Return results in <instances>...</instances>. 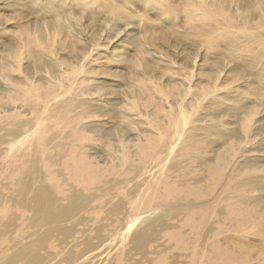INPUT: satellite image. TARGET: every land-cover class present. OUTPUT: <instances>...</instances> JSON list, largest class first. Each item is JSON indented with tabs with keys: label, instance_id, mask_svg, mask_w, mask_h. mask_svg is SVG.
<instances>
[{
	"label": "rangeland",
	"instance_id": "obj_1",
	"mask_svg": "<svg viewBox=\"0 0 264 264\" xmlns=\"http://www.w3.org/2000/svg\"><path fill=\"white\" fill-rule=\"evenodd\" d=\"M41 1L42 3L40 1L33 2L31 0H0V66L1 63L7 60V58L11 60L10 55L16 51L11 49H14L16 43L19 42L17 40L20 36V27L26 24L25 27L29 26L30 28H33V31L36 26H38H34L36 22L41 23L42 20L50 16L48 13L49 9L47 10V8H45L46 5L49 6V1ZM66 1V5L72 9L73 18L69 19L68 22L61 23L63 25L61 27L66 31V25L71 24V27L73 28L72 33L76 36L77 32L80 39H76V37H68L70 41L72 39L75 40V45H66V43L59 45L61 48L56 53L57 56H71L69 60H75L72 63L75 67H73L71 73L79 68L80 63L85 62L86 66L90 69L92 68L91 70L97 74L98 79L96 78V80H92V82L100 80V82L106 83L107 86H111V89H114L116 94L108 95V93L102 91L100 96L93 92L91 95L94 96L92 100L89 101L90 105L93 103L91 106L95 109V111L93 110V114L88 111H85L86 113L81 115H78V113L74 115L73 111H70L69 114L67 112L66 116H63V118L68 119V126H64L60 132L57 128L58 125L55 123V119L59 114L55 113L54 118L53 116L48 117L49 122L52 121L50 123L51 128L48 127V125L42 129H37V131H41L43 136L46 134L49 136L52 131L53 134L55 133L58 135L60 133L61 137L65 130L73 132H71L73 135L69 138L57 137L54 134L56 136L55 142L56 140L61 142L68 140L69 143H62L63 148L58 144H56L57 147L55 148L51 147V152L54 151L55 153L58 152L60 154L55 160L52 159L53 163L51 165L53 169L58 170H52V172H60L62 174L61 179L59 180H65L66 177L70 175L67 180L70 179L69 182L71 189L73 187L82 188L90 186L88 178H85V180L84 178H75L71 175V172L68 173L69 175L63 172L65 171L66 166H71L66 162V164H64L63 159L60 157L67 151L68 147H71L73 148V151H78L79 149L78 152L81 153H83V151L85 154L101 153V157H106L105 161L99 160L98 164H92L91 170L96 169V172L98 171L99 174V178L95 181L94 186L99 188L102 186L109 189L104 194H100V190L96 189V195L99 196L100 194V197L97 196L94 198L91 197L92 195L90 196L91 205H89L87 209H80L75 212L77 214L75 217L77 219L76 222L61 220L58 224H50V222H43L41 219L33 217L35 213L32 209L24 210L23 207L17 206V203L13 202L14 199L16 200L19 198V193L17 191V189H19V183H15L17 176L13 174L14 171L12 170L13 168H17L15 173L20 174L21 169H24L16 163L17 160L21 159L12 155L18 153L20 150L24 151L23 145L25 142H30L28 139L22 141V138H19L24 134L21 130H19V136H14V134H12L15 139L11 138V135L4 136V138L0 140V144L2 141H5L3 145L0 146V185L3 184V187L0 188V250L2 251L0 254V262L13 255L17 256L16 253L13 252V249H15L16 252L19 247H24L28 252L27 254H29L28 256H32L33 259H25L19 256L12 264H167L168 261L172 263V260H176V264H197V262L193 260H196L199 254H219V252L222 254L229 252L228 254L232 257H235L236 254H249V257L246 258L244 262H241V264H264V217H260V215L264 214V210H259L258 208L249 209L248 206H246L248 208L247 211L249 210L247 214L244 210L233 208V205H231L232 202H237L236 197L231 195L227 198L225 196L227 193L231 192L234 194L233 190L239 188L238 184L240 182L246 181L247 178H252V176L254 177L258 174H263L262 171L249 169L248 167L250 166L248 165L253 161L259 165L264 164V127H262L264 125V86L260 84V80L256 76L264 70V53L259 44L260 40H262V38L264 39V27L258 29L259 31L257 30V33L254 35L253 33H255L256 30H252V33L250 32L251 30L247 31L243 29L240 31L237 28L231 29L227 34L221 36H218V33H220V31L223 32V30L218 28L215 29L213 33H210L194 18H191L189 21L184 9L187 6L197 7L199 5V3L194 2L193 0H163L164 3L166 1V4L171 5L169 7L172 9V13L170 12L171 14L169 13L167 16L162 12L160 13L155 7H152V9L149 8V10L143 9L144 7L141 6L138 1H133L129 5H119L123 7V11L127 10L133 12L131 10H136L135 13L133 12L134 14L141 15L144 13L146 15L143 14L140 19L135 17V19L130 21H123L121 19L113 21L115 17L111 20L110 17L103 14L102 10L98 8V4H102L104 0H95V5L87 7V10H83L81 15H79L80 8L75 4L73 5L72 0ZM109 1L115 5H118L121 1L123 2V0ZM219 1L224 4L223 0H218V2ZM259 1L264 2V0H225V2H227L225 9L230 15H234L231 19L241 18L242 24H254L258 15L255 16V18L253 15H250L251 18H248L250 19L248 20L242 13L243 10L247 8L251 9L257 4L256 2ZM129 7L132 8L129 9ZM181 7H183V9ZM255 7L257 8V6ZM32 8L34 9L32 10ZM218 9L223 10L222 6L218 7ZM37 10L39 12H37ZM41 13L44 14V17ZM74 18H77V20ZM106 19L108 20L106 21ZM165 20L168 23L171 21V23L168 24L164 22ZM201 20L203 22L205 21L204 23L206 25L209 22V19L204 17H201ZM248 21H250V23H248ZM126 22H128L127 25H125ZM97 35H99L98 37L100 38L98 39V45L94 42L95 36ZM243 35L244 38H242ZM249 35H252L253 39ZM255 35L257 38H261L259 42L253 41L255 40ZM233 36L235 37L234 40ZM21 38L23 37L21 36ZM206 38L207 41H209L208 43L204 40ZM143 40L146 41V43ZM252 41L254 44H252ZM82 43H85L87 47H82ZM239 44L243 47L240 46L238 48L237 46H239ZM64 45L65 47H63ZM146 45L148 46L147 48H145ZM248 45L250 46L247 47ZM193 48L195 50H193ZM198 49L199 51H196ZM248 50L259 56L250 63L248 62L249 60H246L249 56ZM5 54L8 55L5 56ZM148 55L152 56V58ZM159 55L164 58L166 57L169 62L167 60H161ZM48 58L49 57H45V62L47 64L50 62V59ZM138 61L140 62L138 63ZM151 61H153L154 64H145L146 62ZM23 63V65H26L28 62L23 61ZM141 63L142 66H140ZM165 63L169 65V67L170 65L171 67L174 65V69L167 67ZM44 66L45 65H41L42 68ZM144 66H147L149 69L147 74L143 71ZM175 67L179 68V74L175 71ZM42 68L37 69V73L40 75L43 73ZM180 68L183 70H180ZM31 70L33 74L34 68ZM16 71H6L4 73L6 75H3V78L0 71V87L3 86V88H0V95L2 96V98L0 96V116L2 117V115H5L11 119L18 117L22 120L25 119L27 124H23L22 126L24 127H21L23 130L25 129V131H27L29 126L33 127L40 122L38 115L35 113L36 111L32 109L37 108L39 100H34L29 102L30 104L28 102L25 104L22 101L23 96L21 94H18L17 97H10L5 94L4 87L8 89L9 87L17 85L23 77L21 74L23 73L22 71ZM174 72H176V74H174ZM167 73L168 75L166 76ZM186 73L188 76L185 75ZM38 74L35 76H40ZM92 75L93 74H91V76ZM144 76L150 77L149 79H155L158 86H162V89L166 91H168V88L171 92L173 90V94L178 87L180 89L182 87L186 88L191 92L193 90L197 92L200 90L201 86H206L207 88L215 86L218 99L216 106H213L209 101L200 102V98H198L196 94L194 96L193 101L196 104H199L200 107L193 110L194 113L189 115L190 119L187 120L190 125L196 124V126H200L201 128L193 131V138L195 139L194 143L196 144H194L195 152L193 160L190 158V162L187 155L191 153H188L187 155L184 153L183 157L181 156L185 148L183 146V141H180L177 144L178 146L175 145L171 153H166L165 157L162 154L164 152H161L162 149H166L164 147L168 148L166 149L167 152L168 150H171L170 147L172 144L168 145L166 141H168L169 138L174 140L172 136L174 135V132H176V129L173 130V133L171 131L166 132L169 129L167 124L172 122H174L175 125L178 124L179 128L177 131L182 128L180 124L181 122L176 120L178 109L176 108L175 101H173V104L171 103L172 101L165 104L164 97L161 94H158L157 97H155V100L157 99L155 104L159 108H157L158 111L155 112H158V123L163 131V136L160 137L162 139L166 136L163 140H160L159 135L152 130L153 128L151 124L145 123L143 115L145 114L146 109L144 105L140 104L141 109H135L142 117L133 115V118L136 117L135 122H133L130 121L132 118L124 113L128 111L120 110V106L123 108L124 103L120 105L114 103L116 99L115 102L118 101V104L122 100V95L118 92L122 91L129 94L128 90H133L134 87L137 88V86L132 85V83L137 79L147 78ZM31 78L35 79L36 77L32 76ZM188 78H190V81ZM102 79L105 80L103 81ZM115 80L117 81V84ZM135 83H138V81ZM174 83L177 85L179 84V86H176ZM167 84L168 86H166ZM171 85L176 88L174 87V89L171 90ZM21 91H24V89L22 88ZM7 93H9V91H7ZM238 93H247L249 95V99L243 97V102L245 104L251 103V101L256 104H258V102L261 104L256 106L258 113L253 115V119L251 120L252 123H250V129H253V133L249 137L251 140L250 144H247L246 147L236 151L234 147L231 146L230 142H237V140H235L237 136L233 137L232 135L236 131H238L237 134L240 133L241 123L238 116L237 118L233 117L235 111H233L231 103L232 101H235V107L238 104H241L237 102ZM33 94L34 93L31 95ZM95 95L98 96L99 99ZM82 96L85 98L89 97L87 94H83ZM188 96L189 95L185 96L186 98L178 103L180 105H185L187 101L190 100V97ZM128 97L129 98L127 99H130V96ZM171 98L172 97H168V99ZM111 99L112 101L110 102L109 100ZM109 102L111 103V106H114L112 107L113 109L109 106ZM190 103L192 105V100ZM8 105L10 106L8 107ZM7 108H10V110ZM26 108L28 110H26ZM110 108L112 110H110ZM160 108L162 109L160 110ZM76 110L78 112L81 108L76 107ZM209 110H214L216 112L215 114H212ZM50 111L45 110L44 112L48 113ZM55 111H57V109H55ZM121 111H124V116ZM153 111L152 108L149 109L148 114ZM166 111H170L172 114H166ZM17 112L18 116L16 115ZM213 115L217 116V118L209 121L208 119L214 117ZM168 116L170 118L172 116V121H170ZM137 117H139V119H137ZM81 118L83 119L81 120ZM74 122H76V124H74ZM82 122H84V124L88 123V126H84ZM0 124H2V126L5 125L4 121ZM90 125H92L94 129ZM206 125L211 126V131H209L208 134L202 130V127ZM5 126L13 129L10 125ZM73 126L76 129L75 131ZM84 129L89 130L85 133L86 130ZM186 129V127L183 128V134L186 132ZM5 130L6 129L2 132L7 133V130ZM79 131L81 132L79 133ZM105 131H108L111 135H103ZM202 131L204 134L201 133ZM202 134L204 136H202ZM83 135H86V137L84 138ZM149 136L154 138L153 140H155V144H148L146 142ZM200 136L202 137L200 138ZM82 137L84 138V141L82 140ZM71 138L75 143L70 141ZM118 138L126 143L124 153L127 151L129 158L128 162L123 164L119 163V165H117V162H120L118 157L121 151L119 150L120 142ZM207 139L212 141L213 144L211 143L208 145V148L198 147L208 141ZM143 140H145V142ZM82 143L87 146H82ZM41 144L42 147L45 146L43 143ZM74 144H76L75 147L77 149L74 147ZM179 144L181 147H179ZM29 147L30 146H28V148ZM153 150L156 151L153 152ZM215 151L218 152L216 158L220 163L222 157H225V159H232V161H230L225 167L221 166V172L219 174L217 173L213 175L219 177L217 178L218 182L215 187V190L217 189L216 196L207 198L205 195L203 196L199 190L200 186H204L205 184L203 183V179H207L209 175L206 177V168L202 171L203 167L198 165L201 163L200 160H207L206 163L208 162L210 163L209 165H212V161L215 159ZM174 154H177V156ZM26 155H28V153H26L25 156ZM196 155L200 157V159L197 158ZM137 156L139 157L137 158ZM202 156L206 159H203ZM171 157H173V160ZM174 157L176 162L174 161ZM209 157L213 159H209ZM247 157L250 158L249 163H245L244 165L243 163ZM70 163H72V161H70ZM177 163H179L178 166ZM125 165H127V167ZM105 167H107L108 170ZM125 167L126 169L121 173L120 170ZM241 167L244 169L242 170ZM210 170L212 171L213 168H210ZM108 171H110L111 174H109ZM85 172H88L87 168H85ZM198 178H200L201 181L196 182L194 179ZM45 180L48 182L49 186L53 183V187L58 183V178L54 175ZM169 183L171 185H168ZM253 183L254 180L250 184H246V187H244V193L240 192L243 195L249 196L250 200L253 198L250 205L254 204V200L264 196V190L261 191L255 189L258 184ZM164 185L167 186L169 190H167ZM66 187L69 186L66 184ZM193 187H196L197 190H193ZM4 188L6 190H4ZM58 190L54 187L56 193H54L53 196L56 202L61 200L59 203L62 202V204H65L66 202H64V200H67L62 195V193L64 194V192H62L64 190H59L61 194ZM86 190L87 188L83 189L84 192H86ZM163 193L166 194V200L160 199V196ZM65 194H67V192H65ZM115 200H118L119 207L116 204L114 206L111 203L112 201L115 202ZM173 202L176 203V205H172ZM59 203L57 202V204ZM96 204H101V206H97ZM93 215H97L96 220L93 219ZM240 219L242 221H240ZM200 220H204V226L201 228L199 227L201 223L196 226ZM203 229L208 231L203 234L204 237L201 235V232H205ZM210 229L213 232H210ZM45 232L46 234L44 236H40ZM205 235H207L206 238ZM212 235L213 237L216 236L211 238ZM214 239L215 241L218 239L216 243L220 246V251L215 250V252L207 249L210 247L211 243L214 244ZM12 241L16 242H13L12 244ZM206 242H208V245ZM230 248L232 249L230 250ZM201 250L202 252H200ZM10 252H12V254H8ZM229 255L225 256L228 257ZM3 264L8 263L4 262ZM237 264H240V258L237 259Z\"/></svg>",
	"mask_w": 264,
	"mask_h": 264
},
{
	"label": "bare ground",
	"instance_id": "obj_2",
	"mask_svg": "<svg viewBox=\"0 0 264 264\" xmlns=\"http://www.w3.org/2000/svg\"><path fill=\"white\" fill-rule=\"evenodd\" d=\"M33 2H41V0H31ZM49 1V6L46 5L45 8H47L48 13L50 14V16L48 18H45L44 20L41 21V23H37L35 24L34 22V26H36V28L32 31L33 28H30L29 26L23 25L22 27H20L19 29H21L20 31V36L18 38L17 41H19L18 43H16V47L14 49L11 50H16L15 52H13L12 55H10L11 60H9V58H7V60L3 63H1L0 66V71L2 74V78L3 75L6 71H22L23 73H21L23 75V77L21 78V80L19 81L20 83H18L17 85H14L12 87H9L8 89L4 87V92L5 94H7V96H15L17 97L18 94H21L23 96L22 101L26 104L27 102H32L34 100H39V104L37 105V108H32L34 109L36 112V114L38 115V118L40 120V122H38L37 125L33 126V127H28V130L25 131V129L23 130L22 126L23 124H27L26 120H22L18 118H13L11 119L10 117H7L5 115H2V117L0 116V123L2 121H4L5 125H10L11 127H13V129L11 128H7L5 125L2 126V124H0V140L4 138V136H12L11 138L15 139L13 137L12 134H14V136H17L19 133V130L23 131V135L21 133L22 136H20L19 138H22V141H25L26 139L29 140L30 143L25 142V144L23 145L24 147V151L20 150L18 153H15L12 156H17L19 159L21 160H14L16 161V163H18V165L23 168L24 170L21 169L20 174L15 173V171L17 170L13 168L12 171L13 174H15L17 176L16 178V182L15 183H19V189H17L18 193H19V198L18 199H14L13 202L17 203V206H21L23 207V209H32L33 212L35 213V215L33 217L35 218H39L41 219L43 222H47L50 224H58L61 220L64 221H72V222H76V213L77 210L80 209H87L89 207V205H91V197L96 198L98 195H96V189L100 190V194H104L105 192H107V190L109 188L107 187H96L94 186L95 181L99 178V174L98 171L96 172V169H92V164H98L99 160H104L106 157H101V153H96V154H89L83 151V153L78 152V151H73V148L68 147L67 151L61 155L60 158L63 159L64 164L69 163L71 167H67L65 171H63L64 173L68 174L71 172V175L73 177H78V178H88L89 179V185L87 187H82V188H77V187H73L72 189L70 188V182L68 179V177H70V175L68 177H66L65 180H59L61 179L62 174L60 172H52V170H57V169H53V167L51 166L53 163L52 159H56L57 156H59L60 154L58 152H51V147L55 148L57 147L56 144H58L59 146L62 147V143H68V140H64V141H58L56 139V136L59 137L60 133L57 134H53L51 131V134H49V136L45 135L43 136L41 131L38 132L37 129H42L45 126L50 127V123L52 121L49 122L48 117L49 116H53V118L55 117V113H58V117L55 119V123L58 125L57 128L60 130V132L62 131L61 129L64 126H68L67 125V121L68 119L63 118V116H66L67 112L68 114L70 113V111L74 112V115H76L78 113V115L81 114H85V111L88 112H92L93 114V110L95 111V109L89 104V101L92 100L94 95H91L93 92L96 94H99L101 96L102 91H104L105 93L111 94V95H115L116 91L114 89H111V86H107L106 83L104 82H100V80H98L97 82H92V80H96L97 78V74L94 73L93 70H91L89 67L86 66L85 62L80 63L79 68L75 69L74 72L71 73V71L73 70V67H75L72 63L75 60H69V58L71 56H66V55H62V56H57V52L59 51V49L61 48V46L63 43L67 44H71L72 46L75 45V40H69L68 37H76V39H80V37L78 36V33L76 32V36L72 33V27L71 24H67V30L64 31L62 29L61 26H63L61 23L63 22H68L69 19L73 18L72 15V9L66 5V0H59V1H54V0H48ZM70 1V0H68ZM97 1V0H96ZM133 1H138V3L143 6L145 10H149V8L152 9V7L157 8V10L161 13H163L164 15L166 14L169 15V13L172 11V9L169 7L171 5L166 4L163 2V0H123V2L121 1L120 3H118V5L112 4L110 3L109 0H104L102 2V4H98V8L102 10L103 14H106V16L110 17V19L112 20L114 17L113 21H118V20H123V21H130L132 19H135V17H137L138 19H140L141 15L143 14H134L136 12V10H131L133 12H129L127 10H122L123 7L119 6V5H125V4H131ZM194 2L199 3V5L197 7L194 6H187L185 7L184 11L187 14V17L190 21L191 18H194L195 20H197L203 27L205 30H208L210 33H213L215 29H221L223 30V32L220 31V33H218V36L227 34L229 31H231V29L237 28L240 31L241 30H251L250 32H252V30H256L254 34L257 33L258 29H261L262 27H264V2H256L257 4L254 5L251 9L247 8L245 10H243V15L248 18H251L250 15H253L254 18L255 16L258 15V18H256V22L254 24L250 23V21H248V25L242 24V19H231L232 16L234 15H230V13H228V11L225 9V7L227 6V2H225V0H223L222 4L220 1L218 2V0H193ZM168 2V1H167ZM44 3V2H43ZM35 4V3H34ZM72 4L78 6V8H80V14H82L83 10H87V7L89 6H93L95 5V0H72ZM38 5V4H37ZM40 5V4H39ZM226 5V6H225ZM31 6V5H30ZM223 8V10H219L218 7ZM230 6V5H229ZM257 6V8L255 7ZM37 7V6H36ZM29 8V7H28ZM43 8V5H42ZM132 7H129V9H131ZM183 9V7H181ZM34 8H32L33 10ZM229 9V7H228ZM40 10V9H39ZM45 10V9H44ZM43 10V11H44ZM237 11V10H236ZM35 12V10H34ZM37 12H39L37 10ZM36 12V13H37ZM46 12V11H44ZM43 12V13H44ZM182 12V11H181ZM35 13V14H36ZM41 13V14H43ZM172 13V12H171ZM170 13V14H171ZM45 14V13H44ZM43 14V17H44ZM145 15V14H144ZM260 15V16H259ZM78 16V15H77ZM146 16V15H145ZM229 16V17H228ZM76 17V16H75ZM201 17L207 18L209 19L208 24L206 25L202 20ZM146 18V17H144ZM75 19V18H74ZM80 19V18H79ZM246 19V18H245ZM77 20V18L75 19ZM101 20V18H100ZM108 19H106L107 21ZM169 20V19H168ZM167 20V21H168ZM250 20V19H248ZM80 22V21H79ZM109 22V21H108ZM166 22V20L164 21ZM171 23V21H169ZM82 23V22H81ZM111 23V22H109ZM144 23V21H143ZM154 23V21H153ZM168 23V22H166ZM168 23V24H170ZM247 23V22H246ZM257 23V24H256ZM128 22L125 23V25H127ZM139 24V22H138ZM76 25V24H75ZM100 25V24H99ZM130 25V24H129ZM32 26V27H34ZM101 26V25H100ZM140 26V25H139ZM155 26V25H154ZM80 27V26H79ZM83 27V26H82ZM104 27V26H103ZM110 27V26H109ZM199 27V25H198ZM150 28V27H147ZM75 29V28H74ZM157 30V29H156ZM32 31V32H31ZM151 31V30H150ZM153 31V30H152ZM259 31V30H258ZM148 32V31H147ZM157 32V31H156ZM100 33V32H99ZM245 33V32H244ZM262 33V32H261ZM81 34V33H80ZM79 34V35H80ZM155 34V33H154ZM157 34V33H156ZM216 34V33H215ZM213 34V35H215ZM232 34V32H231ZM251 34V33H249ZM100 35V34H99ZM95 36L94 42L96 45H98V39H100L98 36ZM109 35V34H108ZM152 35V34H151ZM159 35V33H158ZM21 36L23 38H21ZM82 36V35H81ZM196 36V35H195ZM198 36V35H197ZM200 36V35H199ZM250 36V35H249ZM92 37V36H91ZM101 37V36H100ZM155 37V36H154ZM176 37V36H175ZM217 37V36H216ZM252 38V35L250 36ZM255 40L253 41H257L259 42V40L261 38H257V36H254ZM21 38V39H20ZM102 38V37H101ZM157 38V37H156ZM225 38V37H224ZM234 36H233V40H234ZM244 38V35L243 37ZM17 39V38H15ZM20 39V40H19ZM232 39V37H231ZM248 39V38H246ZM245 39V40H246ZM253 39V38H252ZM155 40V39H154ZM176 40V39H175ZM202 40V39H200ZM206 40V42L208 43L209 41H207V38L204 39ZM86 41V40H85ZM107 41V40H106ZM140 41V40H139ZM144 41V40H143ZM150 41V40H149ZM163 41V40H162ZM247 41V40H246ZM249 41V40H248ZM252 41V44H254ZM83 42V41H82ZM146 43V41H144ZM157 42V41H156ZM164 42V41H163ZM202 42V41H201ZM200 42V43H201ZM213 42V41H212ZM237 42V41H236ZM251 42V41H250ZM139 43V42H138ZM204 43V42H203ZM202 43V44H203ZM235 43V42H234ZM102 44V43H101ZM140 44V43H139ZM198 44V43H197ZM205 44V43H204ZM233 44V43H232ZM243 44V43H242ZM256 44V42H255ZM259 44L261 45V50L264 53V39L262 38V40H260ZM95 45V46H96ZM207 45V44H206ZM234 45V44H233ZM82 47H87V45H85V43H82L81 45ZM140 46V45H138ZM143 46V45H141ZM145 46V45H144ZM242 46L239 44V46H237L238 48ZM250 45H248L247 47H249ZM65 47V45L63 46ZM148 46L146 45L145 48H147ZM199 47V46H198ZM243 47V46H242ZM246 47V46H245ZM258 47V46H257ZM140 48V47H139ZM144 48V47H143ZM144 48V49H145ZM178 48V47H177ZM260 48V47H258ZM83 49V48H82ZM153 49V47H152ZM137 50V49H136ZM143 50V49H142ZM141 50V51H142ZM157 50V49H156ZM193 50H195L193 48ZM244 50V49H243ZM9 51V50H8ZM64 51V50H63ZM86 51V50H85ZM144 51V50H143ZM162 51V50H161ZM196 51H199L196 50ZM249 51V50H248ZM6 52V50H5ZM176 52V51H175ZM149 53V52H148ZM155 53V52H154ZM153 53V54H154ZM157 53V52H156ZM162 53V52H161ZM10 54V53H9ZM145 54V53H144ZM150 54V53H149ZM8 55V54H7ZM5 54V56H7ZM152 55V54H151ZM155 55V54H154ZM114 56V55H113ZM149 56V55H148ZM160 56V55H159ZM225 56V55H224ZM248 56V55H247ZM45 57H49L48 59H50V62L47 64L45 62ZM117 57V56H116ZM152 58V56H149ZM195 57V56H194ZM198 57V56H197ZM219 57V56H218ZM259 56L257 54H253V52L249 51V56L246 58V60H249L248 62H252V60L257 59ZM115 58V56H114ZM161 60L166 61V57H159ZM169 59V58H168ZM193 59V58H192ZM238 59V58H237ZM1 60V59H0ZM3 60V59H2ZM9 60V61H8ZM89 60V59H88ZM132 60V59H131ZM155 60V59H153ZM236 60V59H235ZM23 61L28 62L26 63V65H23ZM125 61V60H124ZM146 61V60H144ZM168 61V60H167ZM174 61V60H173ZM187 61V60H186ZM133 62V61H132ZM140 61H138L139 63ZM169 62V61H168ZM192 62V61H191ZM23 63V64H22ZM131 63V62H130ZM129 63V64H130ZM164 63V62H163ZM146 65H150V64H154L153 61L151 62H146ZM158 64V63H157ZM166 64V63H165ZM171 64V63H170ZM184 64V63H183ZM198 64V63H197ZM263 64H264V55H263ZM41 65H45L43 68L41 67ZM140 65V64H139ZM78 66V65H77ZM142 66V63L141 65ZM165 66V65H164ZM167 67H169V65L166 64ZM165 66V67H166ZM174 65H170L171 68L174 69L173 67ZM169 67V68H170ZM178 67V66H177ZM32 68H34L33 70V74H32ZM42 68V75L37 73V69ZM176 68V67H175ZM182 68V67H181ZM180 70H183L181 69ZM201 68V67H200ZM168 69V68H167ZM177 69V70H176ZM175 71H177L179 74V68H176ZM36 70V71H35ZM106 70V69H105ZM170 70V69H169ZM168 70V71H169ZM35 71V72H34ZM102 71V70H101ZM143 71L147 74L149 72V69L147 68V66L143 67ZM156 71V70H155ZM261 71V70H260ZM17 72V71H16ZM170 72V71H169ZM143 73V72H142ZM173 73V72H172ZM182 73V71H181ZM36 74L40 75V76H35ZM91 74H93L91 76ZM174 74H176V72H174ZM213 74V72H212ZM149 75V74H148ZM168 75V73L166 74V76ZM171 75V74H170ZM182 75V74H181ZM187 75V73L185 74ZM20 76V75H19ZM32 76L36 77L35 79L31 78ZM110 76V75H109ZM133 76V75H132ZM165 76V75H164ZM188 76V75H187ZM257 78L260 80V84L262 86H264V70L261 71L258 75H256ZM8 77V76H7ZM18 77V76H17ZM99 77V76H98ZM147 77V76H144ZM143 77V78H144ZM183 77V75H182ZM150 77L144 78V79H137L136 81H138V83H132V85L137 86V88L134 87V89L132 90H128L129 94L125 93V92H118L119 94L122 95V100L120 101V103L118 104L117 102L114 101L115 104L120 105L124 103V107L122 108L120 106V110H126L128 112H123L128 116L131 117L132 119H130V121L135 122V118H133V115H139V113L135 110L137 109H141L140 108V104L145 106V114L144 119H145V123H149L152 126V130L154 132H156V134L159 135V137L163 136V131H162V127L160 126V124L158 123V117H157V113L155 111H158L157 108L158 106H156L155 104V97H157L158 94H161L164 97V103L167 104L168 102L172 101L171 103L173 104V101H175L176 104V108L178 109V115L176 116V120H179L181 123L182 128L178 130L179 125L176 124L174 122L167 124V127L169 128L168 131H171L173 133V130L176 129V132H174V135L172 136L174 138V140H172V138H169L168 141H166L171 145V150H168V152L166 151V149H168L167 147H164L166 149H162L161 152L163 156H166V153L168 154L169 152L171 153L173 147L175 145H177L180 141H183V146L185 147L183 152H182V157L183 154L185 153V155L189 157V162H190V158L193 160V156H194V138H193V131L194 130H199L201 127L200 126H196V124H189L187 119H190L189 115H192L194 113L193 110H196V108L198 109L199 104H196L193 100H194V96L195 94L198 96V98H200V102H206L209 101L213 106H216L218 103V99L216 96V88L215 86H210L209 88H207L206 86H201L200 90L195 92L194 90L191 92L190 90L186 89V88H177L176 91L173 94V90L174 87L171 85V91H168L162 89V86H158V83L155 79H149ZM176 78V77H175ZM16 79V78H15ZM98 79V78H97ZM183 79V78H182ZM190 78H188L189 80ZM8 80V79H7ZM103 81L105 79H102ZM174 80V79H172ZM179 80L181 82V79L179 77ZM186 80V79H185ZM3 81V80H2ZM116 81V80H115ZM114 81V82H115ZM171 81V80H169ZM190 81V80H189ZM12 82V81H11ZM120 82V81H119ZM178 82V81H177ZM10 83V81H9ZM189 83V82H186ZM6 84V83H5ZM14 84V82H13ZM16 84V83H15ZM117 84V81H116ZM154 84V85H153ZM175 84V83H174ZM109 85V84H108ZM161 85V84H160ZM176 86H179V84H175ZM183 85V84H182ZM194 85V84H193ZM126 86V85H125ZM168 86V84L166 85ZM189 87V86H188ZM0 88H3L0 87ZM24 89V91H21V89ZM110 88V89H109ZM128 88V87H127ZM166 88V87H164ZM176 88V87H175ZM109 89V90H108ZM3 90V89H1ZM120 90V89H119ZM7 91H9V93H7ZM124 91V90H123ZM153 91H157V92H153ZM32 93H34L33 95H31ZM115 93V94H114ZM117 93V95H118ZM171 93V94H170ZM9 94V95H8ZM83 94H87L88 98L83 97ZM131 94V95H130ZM177 95V96H176ZM190 97V100L187 101V103L185 105H180L178 102H182L183 99H185L187 96ZM247 95V96H246ZM1 96V95H0ZM96 96V95H95ZM119 96V95H118ZM128 96H130V99ZM98 97V96H96ZM103 97V96H102ZM107 97V96H106ZM110 97V96H109ZM168 97H172L171 99H168ZM243 97H246L249 99V95L247 93H238L237 94V102L241 103L238 104L235 107V101H232L231 103V107L233 109V111H235L233 113V117L238 116V119H240V123H241V129H240V133H238V131H234L235 133L232 135L233 137H236L235 140H237V142L235 143L234 141H231V146L234 147V149L237 151L239 149H242L244 147H246L247 144H250L251 140L249 139V137L251 136V134L253 133L252 130L250 129V123L251 120L253 119V115H256L258 113V110H256V106L258 104H261L258 102V104H256L255 102L251 101V103H244L243 102ZM2 98V96H1ZM4 98V97H3ZM9 98V97H8ZM112 98V97H111ZM114 98V96H113ZM21 99V97H20ZM99 99V97H98ZM115 99V98H114ZM163 99V98H162ZM1 100V99H0ZM11 100V99H10ZM19 100V99H17ZM192 100V105L190 103V101ZM103 101V100H102ZM110 102L112 101L109 100ZM259 101V100H258ZM3 102V101H2ZM21 102V101H20ZM37 102V101H36ZM97 102V101H96ZM101 102V101H99ZM106 102V101H105ZM109 102V106H111V103ZM185 102V101H184ZM23 103V104H24ZM103 103V102H102ZM30 104V103H29ZM113 104V105H115ZM96 105V104H95ZM158 105V104H157ZM10 105H8L9 107ZM33 106V105H32ZM173 106V105H171ZM22 107V105H21ZM24 107V106H23ZM76 107L81 108V110H76ZM114 106H111V108ZM134 107V108H133ZM160 107V106H159ZM262 107V106H261ZM11 108V107H10ZM10 108H7L10 110ZM31 108V107H29ZM52 108V109H51ZM103 108V107H102ZM101 108V109H102ZM110 108V110H112ZM118 108V107H116ZM143 108V107H142ZM153 109V112L149 113V109ZM166 108V107H165ZM51 111H50V110ZM55 109H57V111H55ZM119 109V108H118ZM159 109V108H158ZM162 108H160L161 110ZM168 109V108H167ZM2 110V107H1ZM26 110H28L26 108ZM45 110H48L50 112L46 113L44 112ZM109 110V111H110ZM115 110V109H114ZM166 110V109H165ZM170 110V108H169ZM188 110V111H187ZM25 111V110H24ZM104 111V110H103ZM210 112H212V114H215L216 111L214 110H209ZM238 111V112H236ZM19 112V111H18ZM18 112L16 113V115L18 114ZM29 112V111H28ZM54 112V113H52ZM155 112V113H154ZM175 112V111H174ZM173 112V113H174ZM188 112V113H187ZM101 113V112H100ZM22 114V113H21ZM26 114V113H25ZM35 114V115H36ZM91 114V115H92ZM153 114V115H152ZM161 114V113H160ZM166 114H172V112L170 111H166ZM15 115V116H16ZM102 115V114H101ZM111 115V114H110ZM175 115V114H174ZM173 115V117H174ZM18 116V115H17ZM124 116V115H123ZM159 116V115H158ZM214 116V115H213ZM74 117V116H73ZM72 117V118H73ZM79 117V116H78ZM77 117V118H78ZM142 117V116H141ZM140 117V118H141ZM169 117V116H168ZM87 118V116H86ZM89 118V117H88ZM118 118V117H117ZM170 118V117H169ZM175 118V117H174ZM214 118H217V116L211 117L208 120L211 121ZM264 118V117H263ZM17 119V120H16ZM83 118H81L82 120ZM90 119V118H89ZM113 119V118H112ZM129 119V118H127ZM137 119H139V117H137ZM172 119V116L170 118V121ZM33 120V119H32ZM74 120V119H73ZM94 120V119H93ZM31 121V120H30ZM34 121V120H33ZM72 121V120H70ZM79 121V120H78ZM90 121V120H89ZM129 121V122H130ZM143 121V120H142ZM141 121V122H142ZM169 121V120H168ZM54 122V121H53ZM95 122V121H94ZM93 122V124H94ZM115 122V121H114ZM118 122V121H117ZM123 122V121H122ZM177 122V121H176ZM263 122V121H262ZM30 123V122H29ZM84 124V122H82ZM144 123V121H143ZM161 123V122H160ZM166 123V122H165ZM178 123V122H177ZM184 123V124H183ZM237 123V122H236ZM53 124V123H52ZM73 124V123H72ZM74 124H76V122H74ZM88 123L84 124V126H88ZM91 124V123H90ZM133 124V123H132ZM204 124V123H203ZM130 125V124H129ZM136 125V123H135ZM165 125V124H164ZM198 125V124H197ZM22 126V127H21ZM92 127V125H90ZM122 126V125H121ZM240 126V125H238ZM79 127V126H77ZM82 127V125H81ZM80 127V128H81ZM186 127V132L183 134V128ZM264 127V125L262 126ZM51 128V127H50ZM74 128V126H73ZM87 128V127H86ZM89 128V127H88ZM93 128V127H92ZM122 128V127H121ZM124 128V127H123ZM135 128V127H134ZM231 128V127H230ZM237 128V127H235ZM234 128V129H235ZM6 129L7 133H3L2 131ZM69 129V128H68ZM91 129V128H90ZM94 129V128H93ZM98 129V128H97ZM96 129V130H97ZM263 129V128H262ZM5 130V131H6ZM44 130V129H43ZM57 130V131H59ZM76 129L74 128V131ZM78 130V129H77ZM81 130V129H80ZM86 130V129H84ZM89 130V129H87ZM87 130L85 133H87ZM95 130V131H96ZM202 130L208 134L209 131H211V126H203ZM264 130V129H263ZM203 131L201 133H203ZM2 132V133H1ZM72 131H66L62 134V137H66L69 138L71 137L73 134H71ZM77 132V131H76ZM75 132V133H76ZM81 131H79L80 133ZM165 132V131H164ZM46 133V132H45ZM73 133V132H72ZM84 133V134H85ZM114 133V132H113ZM121 133V132H120ZM200 133V132H199ZM198 133V134H199ZM262 133V132H261ZM89 134V133H88ZM127 134V133H126ZM204 134V133H203ZM202 134V136H204ZM212 134V133H211ZM76 135V134H75ZM103 135L107 136V135H111L109 134L108 131H105L103 133ZM170 135V134H169ZM19 136V135H18ZM78 136V135H77ZM84 138L86 137V135H83ZM91 136V135H90ZM171 136V135H170ZM200 136V138L202 137ZM256 136V135H255ZM61 137V136H60ZM61 137V138H62ZM102 137V136H101ZM100 137V138H101ZM148 137V136H147ZM160 140H163L165 137H163ZM231 137V136H230ZM17 138V137H16ZM84 138L82 137V140L84 141ZM107 138V137H106ZM208 138V137H207ZM263 138V137H262ZM8 139V138H7ZM18 139V138H17ZM119 139V138H118ZM154 138L150 137L146 140V142L148 144H155V140H153ZM204 139V137H203ZM20 140V139H19ZM27 140V141H28ZM77 140V139H75ZM81 140V141H82ZM86 140V139H85ZM166 140V139H165ZM208 141H206L205 143L202 144V146H198V147H203L206 148L208 145H210L211 143L213 144L212 141H209V139H207ZM229 140V139H228ZM254 140V139H253ZM9 141V140H8ZM72 141V138L71 140ZM74 141V140H73ZM72 143H75L73 142ZM145 142V140H143ZM258 141V140H257ZM5 141H2V143L0 144L3 145ZM13 142V141H12ZM21 142V141H20ZM109 142V141H108ZM120 142V151L121 153L119 154L118 159H120V162H117V165H119V163L123 164L129 161L128 158V153L127 151L124 153L125 151V142L122 139H119ZM163 142V141H161ZM11 143V141H10ZM43 143L45 146L42 147ZM84 143V142H83ZM82 146H87L84 145L86 143L83 144ZM111 143V142H110ZM165 143V142H164ZM254 143V142H253ZM69 144V143H68ZM145 144V143H144ZM242 144V145H241ZM12 145V144H11ZM41 145V146H40ZM76 144H74L75 147ZM135 145V144H134ZM28 146H30L28 148ZM70 146V145H69ZM146 146V145H145ZM178 146V145H177ZM9 147V145H8ZM90 147V146H89ZM135 147V146H134ZM179 147L180 144H179ZM189 147V149H188ZM209 147V146H208ZM207 147V148H208ZM1 148V147H0ZM27 148V149H26ZM76 148V147H75ZM87 148V147H86ZM111 148V147H109ZM161 148V147H160ZM77 149V148H76ZM91 149V148H88ZM118 149V148H117ZM3 150V149H2ZM178 150H182V149H178ZM1 151V150H0ZM7 151V150H6ZM65 151V150H64ZM96 151V150H95ZM106 151V150H105ZM156 150H153V152H155ZM200 151V150H199ZM5 152V151H4ZM62 152V151H59ZM77 152V153H76ZM90 152V151H88ZM176 152V151H175ZM197 152V151H196ZM231 152V151H230ZM247 152V151H246ZM28 153V155L25 156V154ZM217 151H215V159L212 161V165H209L210 163H206V161H201L200 160V164L198 166L203 167L202 171L204 168H206L207 174H205L206 177H211L207 178V179H203V185L200 186V190L199 192L205 197L207 198H211V197H215L216 196V190L215 187L217 186V178L216 176H213L214 174H219L221 172V166L225 167L227 164H229L230 161H232V159H225V157H222L220 159L221 163L217 160L216 156H217ZM221 153V152H220ZM179 154V153H178ZM181 154V153H180ZM199 154V153H198ZM225 154V153H224ZM134 155V154H133ZM177 156V154H174ZM202 155V154H201ZM221 155V154H220ZM126 156V157H125ZM154 156V155H152ZM204 156V155H203ZM202 156V157H203ZM113 157V156H112ZM111 157V158H112ZM139 156H137L138 158ZM197 158L200 159V157H198L196 155ZM212 157V156H211ZM209 157V159L211 158ZM242 157V156H241ZM180 158V155H179ZM171 159L173 160V157H171ZM185 159V158H184ZM187 159V158H186ZM202 159V158H201ZM203 159H206L203 157ZM213 159V158H211ZM249 157H247L244 161V165L245 163H249ZM61 161V160H60ZM59 161V162H60ZM69 161V162H68ZM70 161H72V163H70ZM174 161H175V157H174ZM196 161V160H194ZM199 161V160H198ZM210 161V160H209ZM66 162V163H65ZM144 162V161H143ZM176 162V161H175ZM181 163V162H180ZM47 164V165H46ZM58 164V163H57ZM63 164V162H62ZM83 165V166H82ZM86 165V167H85ZM176 165V164H175ZM179 165V163H177V166ZM181 165V164H180ZM56 166V165H55ZM54 166V167H55ZM59 166V165H58ZM113 166V165H112ZM123 166V165H122ZM127 167V165H125ZM137 166V165H136ZM238 166V165H237ZM248 167L249 169L255 170V171H262L263 174H258L256 176H252V178H247L246 181H242L240 182L239 188H237V190H233L234 194L231 193H225L226 197H230L231 195H233L234 197L237 198V202H232L231 205H233V208H240L242 210H244L246 213L249 211H247V209L251 208V209H259V210H264V196L259 197L257 200H254V204L250 205V198L249 196L243 195L240 192L244 193V187H246V184H250L253 180L255 184H258L256 186L255 189L257 190H264V164H257L256 162H252L251 164H249ZM87 168L88 172H85V168ZM111 167V166H110ZM126 167L124 169H121L120 172L123 173L124 170L126 169ZM142 167V166H141ZM255 167V168H253ZM107 170L108 168L105 167ZM121 168V167H120ZM135 168V167H134ZM133 168V169H134ZM210 168H213V170L211 171ZM242 168V167H241ZM188 169V168H185ZM244 168H242L243 170ZM112 170V169H111ZM110 170V171H111ZM118 170V169H117ZM116 170V171H117ZM58 171V170H57ZM91 171V173H90ZM109 172V174H111ZM192 171V170H191ZM113 172V171H112ZM86 173V175H85ZM105 173V172H104ZM113 174V173H112ZM116 174V173H115ZM157 174V173H156ZM56 176L58 178V183L54 185V187H56V189L58 190H64L62 192H64V194L62 193V195L66 198L67 201L65 204L59 203L60 201H57L59 204H57L53 194L56 193V191H54V187L49 186L48 182H46V178L52 177V176ZM101 175V174H100ZM254 175V173H253ZM184 176V175H182ZM251 176V175H250ZM178 177V176H177ZM223 177V176H222ZM72 179V178H71ZM104 179V178H103ZM114 179V178H113ZM174 179V178H173ZM52 180V179H51ZM87 180V179H86ZM196 182L201 181L200 178L198 179H194ZM245 180V179H244ZM240 181V180H239ZM238 181V182H239ZM77 182V181H76ZM116 182V181H115ZM169 182V181H168ZM119 183V182H118ZM201 183V182H200ZM253 183V184H254ZM66 184L69 187H66ZM84 184V183H83ZM93 184V185H92ZM168 185H171L170 183ZM109 186V185H108ZM165 186V185H164ZM219 186V185H218ZM225 186V185H224ZM255 186V185H253ZM3 187V184L0 185V188ZM168 189L167 186H165ZM231 187V186H230ZM10 188V187H9ZM84 188H87L86 192L83 191ZM196 187H193V190H197ZM251 188V185H250ZM254 188V187H253ZM71 189V190H70ZM234 189V188H233ZM3 190V189H2ZM4 190H6L4 188ZM58 190V191H59ZM91 190V191H89ZM230 190V189H229ZM220 191V190H219ZM228 191V190H227ZM248 191V190H247ZM60 192V191H59ZM65 192H67V194H65ZM222 192V191H221ZM230 192V191H229ZM130 193V192H129ZM166 193V192H165ZM165 193H163L160 196V199H165ZM59 194V193H58ZM61 194V192H60ZM100 194L98 197H100ZM131 194V193H130ZM92 195V196H91ZM116 195V194H114ZM118 195V193H117ZM248 195V194H247ZM251 195V194H250ZM91 196V197H90ZM145 197V196H144ZM251 197V196H250ZM141 198V197H140ZM204 198V197H203ZM202 198V199H203ZM232 198V197H231ZM144 199V198H143ZM233 200V199H232ZM235 200V199H234ZM97 201V200H96ZM95 201V202H96ZM109 201V200H108ZM160 201V200H159ZM204 201V200H203ZM63 202V203H64ZM144 202V200H143ZM201 202V201H200ZM90 203V204H89ZM114 206L115 204L119 207V202L118 200H115V202H111ZM202 203V202H201ZM205 203V202H204ZM203 204V203H202ZM238 204V205H237ZM1 205V203H0ZM97 206H101V204H96ZM172 205H176V203H172ZM202 206V205H201ZM248 206V208L246 207ZM146 209V208H145ZM146 212V211H145ZM37 213V214H36ZM235 213V212H234ZM232 213V214H234ZM243 213V212H242ZM236 214V213H235ZM234 214V215H235ZM248 214V213H247ZM258 214V213H257ZM146 215V214H145ZM148 215V214H147ZM237 215V214H236ZM241 215V214H240ZM252 215V214H251ZM243 216V214H242ZM246 216V215H245ZM244 216V217H245ZM238 217V216H237ZM260 217H264L263 215H260ZM240 218V217H239ZM243 218V217H242ZM27 219V218H26ZM93 219L96 220L97 219V215H93ZM204 219V218H202ZM227 219V217H226ZM233 219V218H232ZM244 219V218H243ZM264 219V218H263ZM142 220V219H140ZM230 220V219H229ZM238 220V219H237ZM246 220V219H245ZM143 221V220H142ZM141 221V222H142ZM240 221H242L240 219ZM204 220H200L198 222V224L196 226H198L200 223L201 225L199 226L200 228L202 226H204ZM252 224V223H251ZM227 227V226H226ZM204 230V229H203ZM208 230V229H207ZM213 230V229H212ZM196 231V230H195ZM205 231V230H204ZM197 232V231H196ZM208 231L205 232H201L200 234L204 237L203 234L207 233ZM210 232L211 231L210 229ZM209 232V233H210ZM46 234L43 233L40 236H44ZM211 234V233H210ZM218 234V233H217ZM200 236V235H199ZM207 235H205L206 238ZM216 236V235H215ZM214 236V237H215ZM213 235L211 238H214ZM201 238V237H199ZM208 238V237H207ZM218 238V236H217ZM226 239V238H225ZM205 241V239H204ZM218 241V239H217ZM217 241H215L214 239V244H210V247L207 248L208 250H212V251H220V246L218 245V243H216ZM202 243V242H200ZM210 243V242H209ZM222 243V242H221ZM233 243V242H232ZM206 244L208 245V242H206ZM223 245V244H221ZM228 245V244H226ZM228 249V248H226ZM232 248H230L231 250ZM224 250V249H223ZM238 251V250H237ZM202 252V250L200 251ZM216 252V251H215ZM233 252V251H231ZM230 252V253H231ZM27 250L24 247H19V249L16 250V255L17 256H11L8 257L7 259H4L0 262V264L8 263V264H12L13 261H15V259L17 257H22L25 259H33V257H29L27 254ZM214 253V252H213ZM221 252H219V254H199V256L196 258L197 264H237V259L240 258V264L241 262H244V260H246V258L249 257V254L247 255H243V254H236L235 257H232L231 255H229L228 253L225 254H220ZM225 255H229L228 257H226ZM243 257V258H242ZM242 258V259H241ZM167 264H176V260H172V263L168 261Z\"/></svg>",
	"mask_w": 264,
	"mask_h": 264
},
{
	"label": "crops",
	"instance_id": "obj_3",
	"mask_svg": "<svg viewBox=\"0 0 264 264\" xmlns=\"http://www.w3.org/2000/svg\"><path fill=\"white\" fill-rule=\"evenodd\" d=\"M13 242H16V241H12V244H13ZM26 245H27V244H26ZM1 252H2V251L0 250V254H1ZM13 252L16 253V252H15V249H13ZM8 254H12V252H10V253H8Z\"/></svg>",
	"mask_w": 264,
	"mask_h": 264
}]
</instances>
